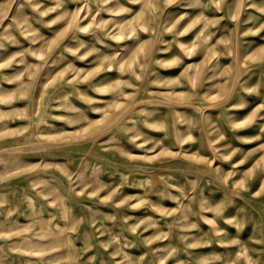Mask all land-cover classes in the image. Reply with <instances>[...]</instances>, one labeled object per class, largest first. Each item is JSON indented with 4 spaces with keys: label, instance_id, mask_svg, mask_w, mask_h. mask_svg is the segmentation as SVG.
<instances>
[{
    "label": "rangeland",
    "instance_id": "obj_1",
    "mask_svg": "<svg viewBox=\"0 0 264 264\" xmlns=\"http://www.w3.org/2000/svg\"><path fill=\"white\" fill-rule=\"evenodd\" d=\"M0 264H264V0H0Z\"/></svg>",
    "mask_w": 264,
    "mask_h": 264
}]
</instances>
